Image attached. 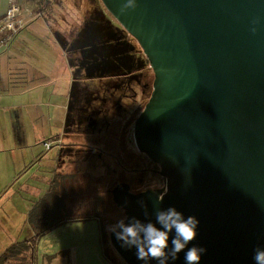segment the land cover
Masks as SVG:
<instances>
[{
    "label": "water",
    "instance_id": "95a60500",
    "mask_svg": "<svg viewBox=\"0 0 264 264\" xmlns=\"http://www.w3.org/2000/svg\"><path fill=\"white\" fill-rule=\"evenodd\" d=\"M100 2L152 70L132 136L163 178L135 193L117 183L112 202L125 223L159 228L155 213L168 207L195 217L188 247L206 249L200 264H254L264 248V0H135L124 13L127 0ZM108 239L125 264H144ZM168 264H185L184 252Z\"/></svg>",
    "mask_w": 264,
    "mask_h": 264
},
{
    "label": "crops",
    "instance_id": "0c3cea01",
    "mask_svg": "<svg viewBox=\"0 0 264 264\" xmlns=\"http://www.w3.org/2000/svg\"><path fill=\"white\" fill-rule=\"evenodd\" d=\"M15 1L38 15L27 19L0 48V254L33 233L27 215L35 204L40 205L41 217L82 216L67 212L70 204L83 196L80 190L74 195L71 188L83 183L90 190L100 177L88 161H64L65 155L93 154L77 143L61 144L77 142L75 132H68L66 140L62 132L74 66L70 59L71 38L67 39L66 30L57 25L62 14L57 8L64 2ZM8 2L0 0V15ZM82 9L77 8L72 18L83 22L87 15L81 16ZM48 23L53 33L48 34ZM43 142L50 144L45 147ZM67 224L52 227L39 237L35 259L36 247L50 237L51 248L58 247L53 233ZM53 250L43 253L42 260L55 255Z\"/></svg>",
    "mask_w": 264,
    "mask_h": 264
},
{
    "label": "flooded vegetation",
    "instance_id": "af4514ba",
    "mask_svg": "<svg viewBox=\"0 0 264 264\" xmlns=\"http://www.w3.org/2000/svg\"><path fill=\"white\" fill-rule=\"evenodd\" d=\"M113 20L117 22L114 18ZM94 24L92 23L91 28L96 32L90 38L85 36L87 30L85 32L84 21L74 24L77 26L72 29L67 27L66 30L65 37L71 38L70 59L74 66L62 132L65 140L68 132H75L77 142L62 141L61 144L65 146L77 143L98 153L100 156L97 165L107 174H112L111 169L114 167L118 170L114 185L126 183L132 193L157 187L163 180L158 173L159 166L134 147L132 136L134 120L152 89V70L136 40L118 22L117 26L106 27L104 32ZM81 25L83 26L79 30L77 27ZM70 26L73 27L72 24ZM67 42L68 40L65 48ZM86 77L97 78L96 88L90 86V83L84 85L85 81L82 80ZM99 89H103L101 96L98 94ZM136 93L141 103L130 116L131 108L128 111L127 100H131ZM49 144L47 142L46 147ZM65 156L64 161L90 163L93 155ZM77 186L71 188L73 194L76 195L75 190H80V194L84 196L85 185L81 183Z\"/></svg>",
    "mask_w": 264,
    "mask_h": 264
},
{
    "label": "rangeland",
    "instance_id": "374dc122",
    "mask_svg": "<svg viewBox=\"0 0 264 264\" xmlns=\"http://www.w3.org/2000/svg\"><path fill=\"white\" fill-rule=\"evenodd\" d=\"M52 1L53 0H42L41 3L49 4ZM59 2L64 3L59 4ZM57 4H59L58 7H60L57 8V10L62 12L57 25H62L60 27L64 28L65 30H67V27L72 29L74 26H77L74 24H77L79 20L76 18L73 19L72 14H74L75 10L79 7L85 8L82 9L80 13L82 17L87 15V18L84 19V25L85 32L87 30V34L85 36L89 38L96 32V30L91 28V25L92 23L94 24V22V26L96 28H98V26L101 28V32L106 31V27L109 25H118L103 7L100 0H56L55 5ZM72 20L74 21L70 23ZM71 24L73 27L70 26ZM52 26L54 27V25ZM82 26L83 25L77 28L80 30ZM47 32L48 34L53 33L50 32V23H48ZM74 34H76V31H74ZM74 45L76 44L74 43ZM82 81H85L84 85L90 83V86H93V88H96L97 86L96 77H86ZM102 92L103 89H99V96L102 95ZM82 96L83 95L81 94L80 98H82ZM75 97L76 95H74V98ZM127 101L129 102L128 111H130L131 108L130 116H132L137 111L141 100L136 93L132 95L131 100L129 99ZM77 109L79 111L80 104ZM96 145L99 144L96 143ZM92 155L93 156L90 160V164H93L95 167L92 169V171L95 174L99 172L100 179H95L96 184H93L90 190H88V186L85 185L84 191L85 193L87 192L86 196H82L80 199L72 202L68 207L67 212H75V215L83 214L82 216L95 215L96 217L94 220L69 222V224L57 229L53 234L58 239V243L56 244L58 247L55 246L56 248H51L52 237L44 242L43 245L37 246L35 264H111L113 261L117 264H125L124 262H120L119 257L113 251V249L106 245L104 248V253L111 261H109L107 257L103 256L97 236V225H102L103 230L108 233L109 228L114 226L117 221L123 219L124 217L123 210L112 202L110 193L108 191V189L111 188L116 181L118 170L114 167V169H111L112 174H107L105 170L97 165L98 157L100 155L95 152H93ZM52 250L55 252V255H52V257H43L42 260V254H49Z\"/></svg>",
    "mask_w": 264,
    "mask_h": 264
},
{
    "label": "clouds",
    "instance_id": "9594fccd",
    "mask_svg": "<svg viewBox=\"0 0 264 264\" xmlns=\"http://www.w3.org/2000/svg\"><path fill=\"white\" fill-rule=\"evenodd\" d=\"M136 8L135 0H127L121 7V13ZM255 32V29H252ZM159 202V200H158ZM141 207H145L141 201ZM147 216V212H145ZM156 223H142L139 219L132 217L125 223V219L117 221L109 231L114 233L117 241L122 242V247L136 249V257L149 264L150 260H154L157 264H168L169 259L175 261L178 254L184 252L185 264H200L201 257L205 254L206 249L193 244L188 247L198 236L199 221L193 217L187 218L182 212L174 207L157 210L155 213ZM171 236V248L169 245V234ZM187 248V251L185 249ZM254 264H264V248L257 247L253 250L252 257Z\"/></svg>",
    "mask_w": 264,
    "mask_h": 264
},
{
    "label": "trees",
    "instance_id": "16d2710c",
    "mask_svg": "<svg viewBox=\"0 0 264 264\" xmlns=\"http://www.w3.org/2000/svg\"><path fill=\"white\" fill-rule=\"evenodd\" d=\"M39 208L40 205L35 204L33 209L27 215L29 223H32L33 225V233L27 239L15 241L10 244L0 254V264H35V243L45 231L61 223L85 221L96 217L95 215L58 216L55 218L51 216L41 217ZM98 240L100 242V249L103 256L107 257L104 253V248L106 246L111 248V245L109 243L108 233L103 230L102 225H98ZM107 259L111 261L108 257ZM119 261L123 262L120 258ZM111 264L117 263H114L113 261Z\"/></svg>",
    "mask_w": 264,
    "mask_h": 264
},
{
    "label": "built area",
    "instance_id": "2783aa9c",
    "mask_svg": "<svg viewBox=\"0 0 264 264\" xmlns=\"http://www.w3.org/2000/svg\"><path fill=\"white\" fill-rule=\"evenodd\" d=\"M36 15L38 13H31L27 8H21L15 0H9L8 5L0 15V48L17 33L27 19ZM43 145L46 147L47 142H43Z\"/></svg>",
    "mask_w": 264,
    "mask_h": 264
}]
</instances>
